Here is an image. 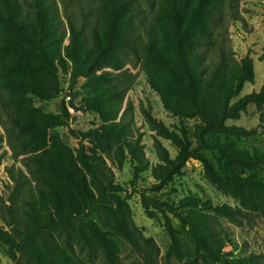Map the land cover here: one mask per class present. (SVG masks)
<instances>
[{
  "label": "trees",
  "instance_id": "obj_1",
  "mask_svg": "<svg viewBox=\"0 0 264 264\" xmlns=\"http://www.w3.org/2000/svg\"><path fill=\"white\" fill-rule=\"evenodd\" d=\"M67 1L61 0L69 29L63 44L65 29L55 0H0V54L4 57L0 71L17 76L0 81V87L12 97L15 108L10 120L25 136L26 145L34 151L43 149L50 130L68 125L71 114L64 102L59 116L37 117L29 104L31 98L47 101L61 95L62 79L68 96H73L83 80L80 110L100 119L94 128L71 132L78 144L75 159L81 169V203H71L64 213L55 211L19 172L8 170L14 187L10 204L0 211L9 227L0 226V244L12 264H90L97 251L107 264H119L120 242L151 258L157 248L132 222L128 203L132 194L116 184L111 173L126 162L135 180L150 169V189L135 188L132 193L139 196L147 214L162 218L170 240L167 257L176 255L177 236L182 231L194 251L213 264H261L253 255L236 259L220 255L225 238L211 226L214 216L208 212L232 219L239 213L237 209L198 197L169 202L156 194L189 160L196 159L202 162L205 180L217 190L234 197H243L245 191L264 194V153L235 143L252 136L255 129L226 124L238 120L248 106H264V84L258 91L241 95L245 84L254 83L253 59L248 54L236 64L223 55L215 62L208 58L212 30L225 8L233 9L237 0H160L141 29L135 24V0H97V13L88 29L85 12L82 25L77 26L72 10L67 11ZM262 32L264 38V11ZM127 52L154 76L149 83L160 94L165 110L179 120L194 121L191 127L181 124L170 131L144 110L151 129L177 151L171 159L155 140L161 163L153 166L144 156L139 137L120 115L134 81L122 71L120 55ZM258 60L264 62V46ZM103 67L116 73L102 71ZM259 125L264 129V116ZM204 152L215 156L216 167L204 158ZM90 181L98 188L95 194ZM262 206L264 209V200Z\"/></svg>",
  "mask_w": 264,
  "mask_h": 264
},
{
  "label": "rangeland",
  "instance_id": "obj_2",
  "mask_svg": "<svg viewBox=\"0 0 264 264\" xmlns=\"http://www.w3.org/2000/svg\"><path fill=\"white\" fill-rule=\"evenodd\" d=\"M55 2L59 18L65 29L64 44L69 38L68 23L61 0H55ZM159 3L160 0H135L133 9L138 18L135 22L137 28L141 29L142 26L147 25ZM97 9V0L67 1V11L72 10L77 26L82 25V11L85 12L88 18L86 29L92 26L94 12L97 13ZM263 11L264 0H237L233 9L225 8L223 18L211 33L213 45L208 50V58L211 61H217L222 55L230 64L238 63L246 54L253 59L254 83L245 84L241 95L258 91L264 84V62L258 60L264 46ZM0 59H4L1 54ZM120 60L124 63L122 71H127L130 76L134 77L130 90L125 94L120 115H124V122L129 123L133 128V135L136 138L139 137L144 156L150 166L161 163L154 146L155 140L161 143L169 157L173 159L177 153L175 147L169 140L161 138L151 129L144 116V110H149L151 116L162 122L170 131H176L181 124L191 127L194 121L179 120L165 110L160 94L149 83L150 78L154 76L136 56L127 52L120 55ZM102 71L116 73L107 67H103ZM9 78L17 79V76L8 77L0 71V81ZM62 83L63 93L55 99L43 101L31 98L29 100V104L36 109L37 117L59 116L61 102L65 103L71 114L68 125L50 130L47 134L45 147L36 151L26 145L25 136L18 133L13 127L10 116L15 105L11 101V95L0 87V211L10 204L9 196L14 187L8 174L9 169L19 172L31 187L43 193L57 212L64 213L71 203H81L78 190L81 169L75 159L78 144L71 132H83L94 128L100 124V119L95 113L80 110V99L85 93V90L80 89L83 80H80L73 90V96H68L67 83L64 79H62ZM71 100L77 110L69 106ZM263 116L264 106L261 109L248 106L246 111L240 114L238 120L226 122L227 125H235L245 130L255 129L252 136L235 140L237 146L249 151L264 153V129L259 125L260 118ZM218 138L220 141L223 140L222 136H218ZM203 156L210 160L215 167L217 166L213 154L204 152ZM111 173L114 182L132 194L128 201L132 222L144 237L152 239L157 248L153 250V256L151 253V258H149L142 251H136L128 244L120 242L117 253L119 264H213L204 255H198L194 251L191 241L182 231L178 232L176 255L166 256L170 240L162 218L155 213L147 214L141 206L139 196L132 193L135 188L138 190L150 189L153 184L150 169L143 172L136 180L132 176V169L127 162L121 170L111 169ZM256 178H261V175L256 174ZM89 185L93 193H97L96 185L91 181ZM156 194L162 200L169 202L198 197L210 200L216 205H226L237 209L239 213L235 214L232 219L208 212L214 216L211 226L217 234H221L225 238L224 248L220 255L226 259L253 255L258 257L261 264H264L263 193L245 191L243 197H234L229 193L217 190L205 180L202 162L196 159L189 160L181 169V173L174 176L172 181ZM97 225L101 228L100 223ZM0 226L9 229L3 222L1 213ZM5 250V246L0 244V264H12ZM88 262L90 264H107L98 251L94 258Z\"/></svg>",
  "mask_w": 264,
  "mask_h": 264
},
{
  "label": "water",
  "instance_id": "obj_3",
  "mask_svg": "<svg viewBox=\"0 0 264 264\" xmlns=\"http://www.w3.org/2000/svg\"><path fill=\"white\" fill-rule=\"evenodd\" d=\"M69 106L73 107V108H74V110H77V108H75V107L73 106V101H72V100H71V101H69Z\"/></svg>",
  "mask_w": 264,
  "mask_h": 264
}]
</instances>
